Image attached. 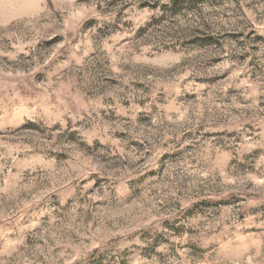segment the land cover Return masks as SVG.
<instances>
[{
    "label": "rangeland",
    "instance_id": "rangeland-1",
    "mask_svg": "<svg viewBox=\"0 0 264 264\" xmlns=\"http://www.w3.org/2000/svg\"><path fill=\"white\" fill-rule=\"evenodd\" d=\"M0 264H264V0H0Z\"/></svg>",
    "mask_w": 264,
    "mask_h": 264
}]
</instances>
